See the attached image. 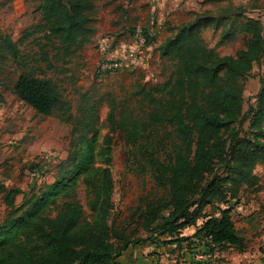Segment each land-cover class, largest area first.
I'll return each mask as SVG.
<instances>
[{
	"label": "trees",
	"instance_id": "1",
	"mask_svg": "<svg viewBox=\"0 0 264 264\" xmlns=\"http://www.w3.org/2000/svg\"><path fill=\"white\" fill-rule=\"evenodd\" d=\"M93 10L94 0H41L40 24L34 29L56 40L63 54L70 56L94 34ZM261 25L259 19H246L238 30L244 35V48L235 55H220L206 44L201 30H222L225 24L212 14L196 17L158 46L160 58L174 69L165 83L133 92L140 112L132 110L116 120L111 109L109 122L128 148L126 163L139 175L149 174L162 191L153 200L145 197L137 207L142 232L138 239L136 231L127 233L109 221L110 170L86 164L95 137L93 116L85 115L77 123L59 86L29 68L17 44L0 34V61L10 59L20 70L12 88L16 99L37 115L59 114L77 127L86 147L75 169L85 175L83 183L94 195L88 203L89 218L73 200L54 206L56 215L50 218L48 206L55 205L63 181L17 205L21 190L0 180V199L7 211L0 225V264H125L129 250L145 244L172 247L179 264H209L216 252L228 248L245 252L246 240L232 212L245 193L261 190L255 170L264 162V81L256 106L242 114L243 83L264 57ZM234 29L233 23L228 35ZM144 36L150 44V36L145 32ZM43 61L51 67L48 57ZM245 121L248 136L231 127ZM110 151L106 139L102 154L108 165ZM188 227L198 229L183 236Z\"/></svg>",
	"mask_w": 264,
	"mask_h": 264
},
{
	"label": "rangeland",
	"instance_id": "2",
	"mask_svg": "<svg viewBox=\"0 0 264 264\" xmlns=\"http://www.w3.org/2000/svg\"><path fill=\"white\" fill-rule=\"evenodd\" d=\"M40 4L41 0H0V34L9 36L17 44L29 68L59 86L77 123L85 115L93 116L95 137L86 164L89 168L110 170L112 209L109 221L126 228L127 233L136 231L134 239H138L142 232L137 207L145 197L153 200L162 195V191L154 186L149 174L139 175L126 163L128 148L123 135L109 122L111 109L115 110L116 120L132 110L140 112L133 92L141 86L148 88L165 83L174 69L171 62L160 58L158 46L198 16L212 14L222 20L225 24L222 30L205 28L201 35L220 55H235L244 48V35L238 30L246 19H259L264 34V0H94L91 16L94 34L70 56L63 54L56 40L46 39L34 29L40 24ZM233 23L234 32L228 35ZM136 27L143 30V35L144 32L150 35V43L153 40L155 43L136 48L133 39ZM224 34L227 35L223 39ZM104 38L108 40L109 50L103 58L97 42ZM230 38L231 41H226ZM45 56L51 67L45 65ZM103 59L122 62L128 67L102 72L100 62ZM19 74V68L10 59L0 61V180L7 187L21 190L16 198L17 205L63 181L65 187L56 191L55 205H49L46 214L54 218L57 210L54 206L61 207L73 200L82 206L84 216L89 218L92 212L88 203L94 195L83 183L85 175L75 169L86 145H81L83 142L75 131L77 127L61 115L42 117L16 99L12 88ZM261 81H264V57L253 66L243 83L242 114L256 106ZM231 127L239 129L242 136L251 133L248 121ZM227 135L224 133V137ZM92 136L93 133L86 137ZM106 139L111 149L109 165L102 154ZM45 153L52 155L47 164L48 178L38 182L30 174ZM255 172L261 190L257 194L245 193L243 205L234 206L232 212L235 226L245 237L246 251L225 249L217 252L209 264H261L264 256V162ZM6 212L0 199V225ZM137 249L138 260L131 255L127 261L124 259L125 264H179L170 246L155 249L145 244L137 245Z\"/></svg>",
	"mask_w": 264,
	"mask_h": 264
},
{
	"label": "built area",
	"instance_id": "3",
	"mask_svg": "<svg viewBox=\"0 0 264 264\" xmlns=\"http://www.w3.org/2000/svg\"><path fill=\"white\" fill-rule=\"evenodd\" d=\"M133 39H134V44L138 49L144 48L147 45L146 38L143 35V30L140 27H136ZM97 47L102 57L103 58L106 57L109 50L108 40L105 38L99 40L97 42ZM130 57H132V55H130ZM123 66H127V65L125 63L111 61L109 59H103L100 62V68L102 72L119 70ZM0 109H1V101H0ZM51 156L52 155L50 153H45L41 156L40 161L38 163V167L31 171L30 175L32 179L38 182H43L47 180L48 178L47 164L50 162ZM200 258H204V257H200Z\"/></svg>",
	"mask_w": 264,
	"mask_h": 264
},
{
	"label": "crops",
	"instance_id": "4",
	"mask_svg": "<svg viewBox=\"0 0 264 264\" xmlns=\"http://www.w3.org/2000/svg\"><path fill=\"white\" fill-rule=\"evenodd\" d=\"M149 35V34H148ZM150 36V35H149ZM153 36H155V34H153ZM151 38V37H150ZM155 43V40H153L149 45H152V44H154ZM257 169V168H256ZM243 201V200H242ZM241 201V203L240 204H238V205H243V202ZM234 212V211H233ZM202 222H199L198 223V225L197 226H199L200 224H201ZM198 228L197 227H188V228H186V229H184L183 230V236H192L195 232H196V230H197ZM129 254L127 255V257H126V261H127V259H130V256L132 255L133 257V259H136V260H138L136 257L138 256V249L136 248V249H134V250H129ZM217 253V252H216ZM216 253H215V255H214V257L216 256ZM136 255V256H135ZM139 257H140V255H139ZM141 259V258H140Z\"/></svg>",
	"mask_w": 264,
	"mask_h": 264
}]
</instances>
